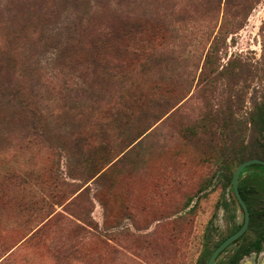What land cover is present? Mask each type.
<instances>
[{"label": "rangeland", "instance_id": "374dc122", "mask_svg": "<svg viewBox=\"0 0 264 264\" xmlns=\"http://www.w3.org/2000/svg\"><path fill=\"white\" fill-rule=\"evenodd\" d=\"M144 1L0 0V264H206L242 223L233 171L264 159V0L246 18L243 0H222L215 20L175 19L172 59L146 71L100 70L94 54L120 57L114 42L97 46L100 33L142 14ZM160 4L172 19V3ZM157 80L154 96L167 99L156 103ZM239 183L251 221L237 245L264 215V170Z\"/></svg>", "mask_w": 264, "mask_h": 264}, {"label": "trees", "instance_id": "16d2710c", "mask_svg": "<svg viewBox=\"0 0 264 264\" xmlns=\"http://www.w3.org/2000/svg\"><path fill=\"white\" fill-rule=\"evenodd\" d=\"M161 1L162 0H145L142 14H129L126 16V18H121V22H119V24L113 25L109 28H105L106 31L100 33V35L104 37H102L97 46L100 43H103V41L105 45L113 46L114 42L116 49L119 51L120 57L117 59V62L113 63L108 61L109 59H107V56H97V54H94V56H91V58L93 59L92 63L97 62L96 66H99V69L105 71L106 73L111 69H115V71L117 69V72L114 76L119 77L120 75H122L123 65L126 64H129V67H132L136 62H139L140 66L146 71L148 70V68L150 69L152 65H155L163 60H171L172 55H167L166 53L169 52H165V49H167L166 46L171 41V36H175V33H177L178 26L175 24V19L177 21H183V25H186L187 21L197 16L196 14H200L208 17L211 20H215V18L217 19V16L221 11L222 3V0H180L179 2L181 3V5L178 6L177 2H175L176 0H168L170 1V3H172V6L170 5L169 9V16L172 17V19L167 20V12L166 15L161 13L164 17H161L160 15ZM256 1L257 0H243L237 13L246 18ZM173 16H175L176 18H174ZM216 26L217 25L212 26V33L210 34V36L212 35L213 39L210 42L209 49L204 59L205 65L207 67L209 66L211 70L213 68L212 66L216 63L217 60H219L218 53L220 51L219 43L221 39L220 33L222 26L221 28L219 27L217 31H215ZM159 35L161 36V40L159 39ZM151 36H153V38H151ZM167 37L168 40L166 42ZM162 45L165 46V48H162ZM127 57L128 59L125 61V58ZM211 72L212 71H209L210 74ZM152 90L160 91L161 81L157 80L156 82H154L152 84V87L149 89V92L151 97L159 99L156 100V103L160 102L162 99H167L164 96L157 97V93H155L154 96ZM17 102L21 108L28 110L30 113L32 112L34 115V109L30 107L28 101H25L24 99H22V97H19V100ZM113 111H115L113 116L116 122L121 121L122 124L127 123V111L123 107L116 106ZM144 133L145 132H142L139 137H141ZM242 161H240L239 163H241ZM255 167L264 170L263 165L253 164L246 167L242 171V173L245 172L248 168ZM239 188L243 198L248 201L247 194L249 192V188L245 185H240Z\"/></svg>", "mask_w": 264, "mask_h": 264}, {"label": "flooded vegetation", "instance_id": "af4514ba", "mask_svg": "<svg viewBox=\"0 0 264 264\" xmlns=\"http://www.w3.org/2000/svg\"><path fill=\"white\" fill-rule=\"evenodd\" d=\"M242 185L239 183V186ZM249 188V187H248ZM232 189V187H231ZM240 189V188H239ZM233 191V189H232ZM241 192V191H240ZM234 193V192H233ZM249 193H250V188H249V192H248V201L245 200L248 210H249V214H250V220H249V224L248 227L246 229V231L235 241L231 242L215 259L214 264L218 263L219 258L226 253V256L223 259V263L222 264H241L242 261H244L245 259H250L252 258V263L253 264H264V256H262L264 254V215L263 214H259L256 215L253 219H255V225L256 227V231L254 232V236L252 239H250L249 241H245L239 245L238 242L242 241L247 233V230L250 226V221H251V212H250V204H249ZM242 195V193H241ZM235 196V195H234ZM243 197V196H242ZM236 199V197H235ZM238 206L242 209L243 214H244V210L241 207V205L239 204L238 200L236 199ZM230 204H225L224 208H229ZM245 217V216H244ZM244 223V219L242 221V223H240L237 227H235L233 230H231L230 232H228L226 235H224L223 237L217 239V241L213 244V246L210 248V252L208 254L207 260H206V264L207 261L209 259V257L211 256V254L213 253V251L226 239L228 238L230 235L234 234L235 232H237L241 226Z\"/></svg>", "mask_w": 264, "mask_h": 264}, {"label": "water", "instance_id": "95a60500", "mask_svg": "<svg viewBox=\"0 0 264 264\" xmlns=\"http://www.w3.org/2000/svg\"><path fill=\"white\" fill-rule=\"evenodd\" d=\"M253 164H260L264 166V159L259 157H252L243 160L241 163L237 165V167L234 169L231 179V187L233 189L234 195L236 199L238 200L239 204L244 210V223L241 226V228L235 232L234 234L230 235L228 238H226L211 254L209 257L207 264H214L216 257L233 241L238 239L247 229L249 220H250V214L247 207V204L245 200L243 199L240 189H239V178L242 173V171Z\"/></svg>", "mask_w": 264, "mask_h": 264}, {"label": "bare ground", "instance_id": "6f19581e", "mask_svg": "<svg viewBox=\"0 0 264 264\" xmlns=\"http://www.w3.org/2000/svg\"><path fill=\"white\" fill-rule=\"evenodd\" d=\"M262 256H264V254L262 255ZM264 258V257H263ZM241 264H253L252 263V258H248V259H245L244 261H242V263Z\"/></svg>", "mask_w": 264, "mask_h": 264}]
</instances>
